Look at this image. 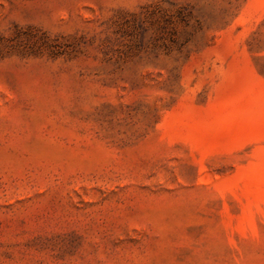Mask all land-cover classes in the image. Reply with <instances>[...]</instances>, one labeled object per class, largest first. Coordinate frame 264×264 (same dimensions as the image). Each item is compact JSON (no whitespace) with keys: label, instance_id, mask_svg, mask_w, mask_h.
<instances>
[{"label":"rangeland","instance_id":"374dc122","mask_svg":"<svg viewBox=\"0 0 264 264\" xmlns=\"http://www.w3.org/2000/svg\"><path fill=\"white\" fill-rule=\"evenodd\" d=\"M0 264H264V0H0Z\"/></svg>","mask_w":264,"mask_h":264}]
</instances>
